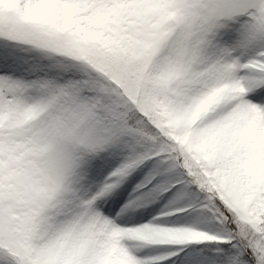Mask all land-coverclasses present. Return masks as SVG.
<instances>
[{"label": "snow or ice", "instance_id": "6c2138e0", "mask_svg": "<svg viewBox=\"0 0 264 264\" xmlns=\"http://www.w3.org/2000/svg\"><path fill=\"white\" fill-rule=\"evenodd\" d=\"M0 264H264V0H0Z\"/></svg>", "mask_w": 264, "mask_h": 264}]
</instances>
